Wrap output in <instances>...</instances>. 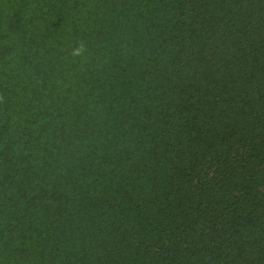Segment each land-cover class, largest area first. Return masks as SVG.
<instances>
[{
  "label": "trees",
  "instance_id": "obj_1",
  "mask_svg": "<svg viewBox=\"0 0 264 264\" xmlns=\"http://www.w3.org/2000/svg\"><path fill=\"white\" fill-rule=\"evenodd\" d=\"M0 264H264V0H0Z\"/></svg>",
  "mask_w": 264,
  "mask_h": 264
},
{
  "label": "clouds",
  "instance_id": "obj_2",
  "mask_svg": "<svg viewBox=\"0 0 264 264\" xmlns=\"http://www.w3.org/2000/svg\"><path fill=\"white\" fill-rule=\"evenodd\" d=\"M83 50V45H81L79 48H77V49H74V54L75 55H79L80 54V52Z\"/></svg>",
  "mask_w": 264,
  "mask_h": 264
}]
</instances>
